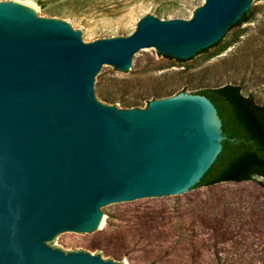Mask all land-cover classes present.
<instances>
[{
    "label": "water",
    "instance_id": "95a60500",
    "mask_svg": "<svg viewBox=\"0 0 264 264\" xmlns=\"http://www.w3.org/2000/svg\"><path fill=\"white\" fill-rule=\"evenodd\" d=\"M249 3L204 0L189 19L147 15L127 36L88 42L0 2V264H121L56 248V234L100 233L103 212L193 188L226 136L203 94L126 108L103 100L102 77L153 50L186 58L212 46Z\"/></svg>",
    "mask_w": 264,
    "mask_h": 264
},
{
    "label": "rangeland",
    "instance_id": "374dc122",
    "mask_svg": "<svg viewBox=\"0 0 264 264\" xmlns=\"http://www.w3.org/2000/svg\"><path fill=\"white\" fill-rule=\"evenodd\" d=\"M7 1L66 22L88 42L127 36L147 15L189 19L204 2L0 0ZM249 9V21L231 26L212 46L189 57L153 50L135 56L131 69L102 77L112 97L108 104L145 107L154 95L229 83L264 105V0H250ZM102 214L100 233L56 234V248L121 264H264V187L255 180L199 185Z\"/></svg>",
    "mask_w": 264,
    "mask_h": 264
},
{
    "label": "trees",
    "instance_id": "16d2710c",
    "mask_svg": "<svg viewBox=\"0 0 264 264\" xmlns=\"http://www.w3.org/2000/svg\"><path fill=\"white\" fill-rule=\"evenodd\" d=\"M251 17L252 10L248 9L233 25L247 22ZM190 92L203 94L212 101L221 120L222 133L226 136L215 160L194 187L245 180H255L264 187V180L254 178L255 175L264 178V105L256 103L250 95H243L236 84ZM157 96L146 100V104ZM110 99L109 95L103 97L104 101Z\"/></svg>",
    "mask_w": 264,
    "mask_h": 264
},
{
    "label": "bare ground",
    "instance_id": "6f19581e",
    "mask_svg": "<svg viewBox=\"0 0 264 264\" xmlns=\"http://www.w3.org/2000/svg\"><path fill=\"white\" fill-rule=\"evenodd\" d=\"M102 219V218H101Z\"/></svg>",
    "mask_w": 264,
    "mask_h": 264
}]
</instances>
